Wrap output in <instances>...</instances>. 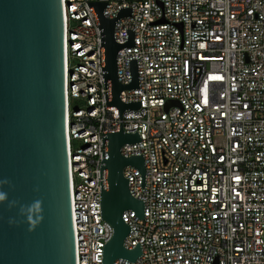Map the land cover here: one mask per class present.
<instances>
[{"label":"built area","instance_id":"2783aa9c","mask_svg":"<svg viewBox=\"0 0 264 264\" xmlns=\"http://www.w3.org/2000/svg\"><path fill=\"white\" fill-rule=\"evenodd\" d=\"M106 2V19L119 8L129 17L113 25L122 44L117 82H130L136 61L138 89L123 90L121 130L140 142L123 144L122 157L141 155L137 170H122L131 210L123 248L139 244L133 263L264 264V0H61L63 17L65 139L75 264H101L111 226L100 219L99 182L107 190V140L119 130L110 81L101 77L99 21L86 3ZM82 101L73 110L70 100ZM75 141L80 146L73 147Z\"/></svg>","mask_w":264,"mask_h":264},{"label":"water","instance_id":"95a60500","mask_svg":"<svg viewBox=\"0 0 264 264\" xmlns=\"http://www.w3.org/2000/svg\"><path fill=\"white\" fill-rule=\"evenodd\" d=\"M92 6L99 21L100 47H103L101 77L110 81L111 102L118 111L119 130L101 134L107 140V190L99 182L100 219L112 228L111 239L103 244L101 264L116 259L133 263L141 255L139 244L123 248L129 232L121 215L131 210L143 219V202L134 199L122 170H137L144 187L141 155L122 157L123 144L139 143L137 132L121 130V113L137 110L140 102L122 103L123 90L138 89L136 61L128 60L130 82H117L115 56L120 48L134 47L133 31L127 39H113V25L129 17L131 8H119L106 19V2ZM0 264H75L70 211L69 177L65 139L63 17L61 0H0Z\"/></svg>","mask_w":264,"mask_h":264},{"label":"rangeland","instance_id":"374dc122","mask_svg":"<svg viewBox=\"0 0 264 264\" xmlns=\"http://www.w3.org/2000/svg\"><path fill=\"white\" fill-rule=\"evenodd\" d=\"M81 106H82V101H77V100H74V99L70 100V108H71V110H73V109H75L77 107H81ZM78 146H80V142L75 141L73 143V147H78Z\"/></svg>","mask_w":264,"mask_h":264},{"label":"clouds","instance_id":"9594fccd","mask_svg":"<svg viewBox=\"0 0 264 264\" xmlns=\"http://www.w3.org/2000/svg\"><path fill=\"white\" fill-rule=\"evenodd\" d=\"M4 199V196L2 193H0V200H3Z\"/></svg>","mask_w":264,"mask_h":264}]
</instances>
